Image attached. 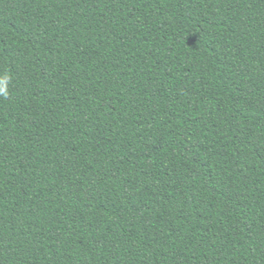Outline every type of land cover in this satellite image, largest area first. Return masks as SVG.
Listing matches in <instances>:
<instances>
[{"label":"trees","instance_id":"trees-1","mask_svg":"<svg viewBox=\"0 0 264 264\" xmlns=\"http://www.w3.org/2000/svg\"><path fill=\"white\" fill-rule=\"evenodd\" d=\"M0 264H264V0H0Z\"/></svg>","mask_w":264,"mask_h":264},{"label":"clouds","instance_id":"clouds-1","mask_svg":"<svg viewBox=\"0 0 264 264\" xmlns=\"http://www.w3.org/2000/svg\"><path fill=\"white\" fill-rule=\"evenodd\" d=\"M10 82V77L7 73L0 74V96L7 97L8 92V84Z\"/></svg>","mask_w":264,"mask_h":264}]
</instances>
